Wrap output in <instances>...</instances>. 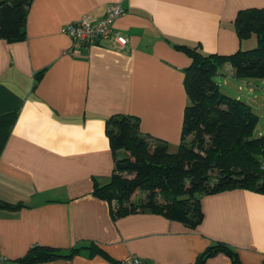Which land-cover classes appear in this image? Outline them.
Masks as SVG:
<instances>
[{
  "label": "crops",
  "instance_id": "1",
  "mask_svg": "<svg viewBox=\"0 0 264 264\" xmlns=\"http://www.w3.org/2000/svg\"><path fill=\"white\" fill-rule=\"evenodd\" d=\"M111 3L124 8L113 27L127 44L73 47L65 26L100 19ZM249 7L263 8L264 0H32L25 37L0 38V200L14 206L0 207V264H18L35 245L82 247L37 264H119L130 255L194 264L216 242L235 249L243 264L264 262V193L202 195L195 228L151 211L113 217L110 203L93 193L115 169L111 116L138 118L143 135L177 150L191 64L179 46L221 55L254 47L256 37L240 40L234 26ZM217 75L226 94L247 87L253 109L264 80L238 79L228 63ZM92 245L101 252L92 255ZM205 264L232 260L218 253Z\"/></svg>",
  "mask_w": 264,
  "mask_h": 264
},
{
  "label": "trees",
  "instance_id": "2",
  "mask_svg": "<svg viewBox=\"0 0 264 264\" xmlns=\"http://www.w3.org/2000/svg\"><path fill=\"white\" fill-rule=\"evenodd\" d=\"M31 2L0 0V38L25 37ZM234 26L240 40L254 35L256 45L229 55L179 46L191 64L185 70L188 103L176 151L162 139L143 135L138 118L116 114L107 120L115 169L111 181L96 184L93 193L110 203L113 217L151 211L195 228L203 219L202 195L238 188L264 193V134L254 136L259 116L246 101L222 92L215 80L227 63L238 79L264 80V7L239 10ZM124 171L134 176L123 177ZM139 192L146 193L145 201L134 199ZM0 207L14 208L1 200ZM90 248L92 255L101 252ZM81 249L35 245L18 264L69 258ZM218 253L228 255L232 264H243L237 251L222 242L210 245L194 264H205Z\"/></svg>",
  "mask_w": 264,
  "mask_h": 264
},
{
  "label": "built area",
  "instance_id": "3",
  "mask_svg": "<svg viewBox=\"0 0 264 264\" xmlns=\"http://www.w3.org/2000/svg\"><path fill=\"white\" fill-rule=\"evenodd\" d=\"M124 13L121 3L108 4L105 14L97 20L84 16L78 21H74L65 26L64 31L73 40V47L100 44L103 41L112 39L118 46L127 44V38L119 31L115 30L113 24L115 20ZM264 167V163H263ZM5 259L0 254V261ZM121 264H147L141 258L130 255Z\"/></svg>",
  "mask_w": 264,
  "mask_h": 264
},
{
  "label": "rangeland",
  "instance_id": "4",
  "mask_svg": "<svg viewBox=\"0 0 264 264\" xmlns=\"http://www.w3.org/2000/svg\"><path fill=\"white\" fill-rule=\"evenodd\" d=\"M215 79H218V75L215 77ZM259 86L263 87V90L260 89V92L257 94L258 95V98H256V103L253 104V109L255 111V113L259 116V121H258V124L254 130V136H260L262 134H264V84H259ZM226 88L225 86H222V90L224 91V93H226ZM248 88L246 87L243 91H238V92H235L234 91V88L233 87H230L228 90H227V93H232L233 97H237V94L240 96V98L246 102H249V94H248ZM256 106V107H255ZM190 137H188V141H189ZM123 177H127V178H131L134 176L133 173H130V172H127V171H124L122 173ZM145 198H146V193H143V192H139L135 197L134 199L138 202H141V201H145Z\"/></svg>",
  "mask_w": 264,
  "mask_h": 264
}]
</instances>
